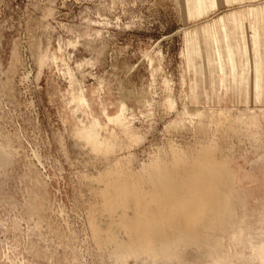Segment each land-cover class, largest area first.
Listing matches in <instances>:
<instances>
[{
  "label": "rangeland",
  "instance_id": "374dc122",
  "mask_svg": "<svg viewBox=\"0 0 264 264\" xmlns=\"http://www.w3.org/2000/svg\"><path fill=\"white\" fill-rule=\"evenodd\" d=\"M217 2L0 0V264H264V58L230 69L254 107L194 104L187 67L264 0Z\"/></svg>",
  "mask_w": 264,
  "mask_h": 264
},
{
  "label": "crops",
  "instance_id": "0c3cea01",
  "mask_svg": "<svg viewBox=\"0 0 264 264\" xmlns=\"http://www.w3.org/2000/svg\"><path fill=\"white\" fill-rule=\"evenodd\" d=\"M183 0L184 9L189 18H196L197 15L205 14L211 9L215 8L218 4L217 0ZM229 4L230 0H223ZM257 13L255 17L250 18L255 8H229L226 13L223 14L225 18L224 28L222 34L219 36L217 41L220 51L226 49V53L229 55L233 54L235 63L237 58L246 59L249 61L251 58L263 60L264 58V4L257 5ZM261 11V12H259ZM237 12L241 14L239 17ZM222 20V16L220 17ZM199 32L202 34L203 47L199 41ZM189 33L192 34L187 67L190 71L189 77V90L188 95L190 100L194 104H202V107H254L257 106L258 102L245 103V91L240 88V91L233 89L235 81L241 78L242 84L250 82L246 76L251 74L250 70L237 68L235 71H230L235 66L234 64L228 63V66L223 70L224 76H226L223 86L216 84V88L213 90L208 84L211 77H214V81L217 82V77L220 72L213 65H208L207 61L210 58L214 62L213 43L208 39L206 25L200 26L199 28H192ZM195 42L196 46L195 47ZM256 47V54H255ZM232 49V51H231ZM253 49V50H252ZM197 52V53H196ZM194 59V60H193ZM196 62L199 66L196 69L192 68V64ZM192 63V64H191ZM191 64V66H190ZM232 67V68H231ZM196 71L197 80L200 82L201 77H205L203 83L198 85L197 93L193 89L192 74ZM232 75V77H230ZM260 82L264 86V63L260 67L259 71ZM258 73L255 70V86H257ZM227 87V92H225ZM216 95L219 97L220 102H217ZM240 95V97H238Z\"/></svg>",
  "mask_w": 264,
  "mask_h": 264
},
{
  "label": "bare ground",
  "instance_id": "6f19581e",
  "mask_svg": "<svg viewBox=\"0 0 264 264\" xmlns=\"http://www.w3.org/2000/svg\"><path fill=\"white\" fill-rule=\"evenodd\" d=\"M195 1V0H194ZM193 1V2H194ZM196 2V1H195ZM70 41V40H69ZM76 41V40H75ZM77 42H79V41H77ZM73 43V42H72ZM67 44H68V42H67ZM70 45H71V43H70ZM59 49H61V46L59 45ZM231 51H232V49H231ZM233 54H227V53H225L224 52V54H223V56H222V60H221V56H219L218 58H216V59H214V62L213 61H211V59L209 58L208 59V61H207V64L210 66V65H213L216 69H217V71H219L220 72V75H222L223 74V71H222V69H223V66H222V63L221 62H224V65H225V67H227L228 66V63H231V64H234L235 63V59H233ZM238 60H239V58H237ZM194 60V59H193ZM193 63V62H192ZM191 63V64H192ZM237 63H239V62H237ZM81 64H86V61L84 62V63H81ZM78 65H80V64H78ZM236 65V64H235ZM232 68V67H231ZM81 69V67L79 68V70ZM212 78H214V77H212ZM239 85V84H238ZM81 86H82V84H81ZM118 119V118H117ZM117 121V120H116ZM260 172V171H259ZM262 174V173H261ZM263 175V174H262ZM263 184V183H262ZM247 198V197H246ZM258 198V197H257ZM255 199V198H254ZM259 199V198H258ZM245 202V201H244ZM264 203V202H263ZM248 204V203H247ZM246 205V204H245Z\"/></svg>",
  "mask_w": 264,
  "mask_h": 264
}]
</instances>
